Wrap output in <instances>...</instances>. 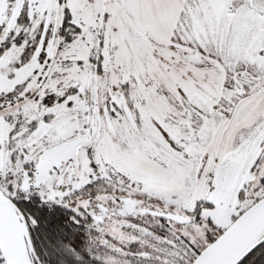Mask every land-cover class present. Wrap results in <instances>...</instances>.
Returning <instances> with one entry per match:
<instances>
[{"label":"snow or ice","instance_id":"snow-or-ice-1","mask_svg":"<svg viewBox=\"0 0 264 264\" xmlns=\"http://www.w3.org/2000/svg\"><path fill=\"white\" fill-rule=\"evenodd\" d=\"M0 264H264V0H0Z\"/></svg>","mask_w":264,"mask_h":264}]
</instances>
